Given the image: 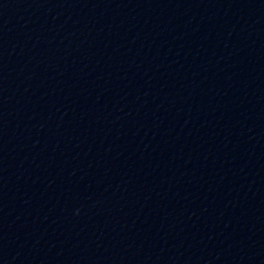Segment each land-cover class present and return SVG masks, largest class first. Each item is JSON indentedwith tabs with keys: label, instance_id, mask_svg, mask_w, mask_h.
I'll use <instances>...</instances> for the list:
<instances>
[{
	"label": "water",
	"instance_id": "water-1",
	"mask_svg": "<svg viewBox=\"0 0 264 264\" xmlns=\"http://www.w3.org/2000/svg\"><path fill=\"white\" fill-rule=\"evenodd\" d=\"M0 264H264V0H0Z\"/></svg>",
	"mask_w": 264,
	"mask_h": 264
}]
</instances>
